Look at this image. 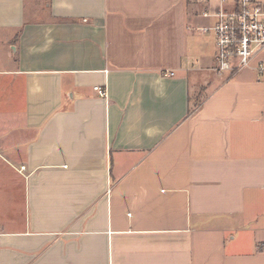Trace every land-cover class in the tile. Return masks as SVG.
Instances as JSON below:
<instances>
[{"label": "crops", "instance_id": "1", "mask_svg": "<svg viewBox=\"0 0 264 264\" xmlns=\"http://www.w3.org/2000/svg\"><path fill=\"white\" fill-rule=\"evenodd\" d=\"M218 6L0 0V264H264V79L206 81Z\"/></svg>", "mask_w": 264, "mask_h": 264}, {"label": "built area", "instance_id": "2", "mask_svg": "<svg viewBox=\"0 0 264 264\" xmlns=\"http://www.w3.org/2000/svg\"><path fill=\"white\" fill-rule=\"evenodd\" d=\"M219 6L205 17L214 18V67L218 74L234 76L249 70L264 79V0H217ZM99 96L105 93L94 87ZM24 167L19 168V172Z\"/></svg>", "mask_w": 264, "mask_h": 264}, {"label": "rangeland", "instance_id": "3", "mask_svg": "<svg viewBox=\"0 0 264 264\" xmlns=\"http://www.w3.org/2000/svg\"><path fill=\"white\" fill-rule=\"evenodd\" d=\"M205 35L207 37H209V39H211V33L210 32L206 33ZM205 74H206V81L211 82L213 80V78L215 76H217L218 73L213 71L209 74H207V73H205ZM219 75L221 76L220 79H222V77L225 76V74H219ZM203 90L204 89L197 90L194 87L193 90L190 92L191 98H192V100H194V103H195V100H197V99L202 100L203 96L205 95ZM1 153H0V207H6V198L9 197L12 187L17 188L18 195L20 197V195L22 193L21 189H22L23 178L21 177L20 174L15 172L13 170V168H11L10 158L6 156L7 152L3 151ZM19 158L20 157L18 156L15 160H19ZM14 190L15 189H13V194L16 192V190L15 191ZM20 209H21V204H19V210ZM18 216H19L20 220L23 219L22 212H20V214H18ZM3 217H5V216H1L0 219H3ZM20 224L21 223L19 222V225Z\"/></svg>", "mask_w": 264, "mask_h": 264}]
</instances>
